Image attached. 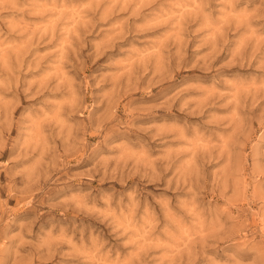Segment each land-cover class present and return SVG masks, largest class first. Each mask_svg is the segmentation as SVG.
<instances>
[{
  "label": "rangeland",
  "instance_id": "1",
  "mask_svg": "<svg viewBox=\"0 0 264 264\" xmlns=\"http://www.w3.org/2000/svg\"><path fill=\"white\" fill-rule=\"evenodd\" d=\"M0 264H264V0H0Z\"/></svg>",
  "mask_w": 264,
  "mask_h": 264
}]
</instances>
